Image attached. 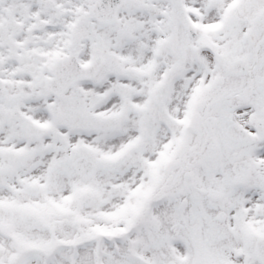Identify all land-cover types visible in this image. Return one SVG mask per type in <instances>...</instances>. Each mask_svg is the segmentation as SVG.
I'll use <instances>...</instances> for the list:
<instances>
[{
    "label": "snow or ice",
    "instance_id": "snow-or-ice-1",
    "mask_svg": "<svg viewBox=\"0 0 264 264\" xmlns=\"http://www.w3.org/2000/svg\"><path fill=\"white\" fill-rule=\"evenodd\" d=\"M0 264H264V0H0Z\"/></svg>",
    "mask_w": 264,
    "mask_h": 264
}]
</instances>
